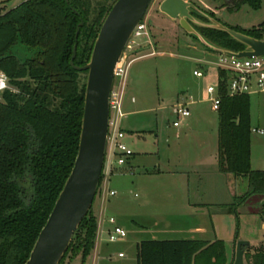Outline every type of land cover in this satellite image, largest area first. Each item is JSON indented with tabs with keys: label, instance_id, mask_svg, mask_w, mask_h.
Returning a JSON list of instances; mask_svg holds the SVG:
<instances>
[{
	"label": "trees",
	"instance_id": "trees-1",
	"mask_svg": "<svg viewBox=\"0 0 264 264\" xmlns=\"http://www.w3.org/2000/svg\"><path fill=\"white\" fill-rule=\"evenodd\" d=\"M114 1L91 4L90 0H22L10 8L0 7V70L9 84L0 91V264L25 263L71 170L85 88L79 74L87 72L70 64L73 45L76 44L74 64H85ZM243 3L258 8L261 0H231L227 7L234 10ZM205 12L213 16L212 11ZM191 13L207 20L195 9ZM80 20L83 23L75 37ZM194 26L218 46L234 51L245 47L226 30ZM227 26L264 38V21L246 29ZM17 43L29 49L30 54L22 59L16 55L12 46ZM227 78V71L219 67L217 166L220 171L246 176L245 190L235 194L229 204L237 233V207L251 197H260L258 209L264 217V168H252L250 164V94H227ZM102 178L103 166L97 188ZM91 206L59 263L68 252L78 251L84 262L91 251L97 229ZM244 256L247 264H264V241ZM203 262L226 264L222 239L146 237L136 243V264Z\"/></svg>",
	"mask_w": 264,
	"mask_h": 264
},
{
	"label": "rangeland",
	"instance_id": "rangeland-1",
	"mask_svg": "<svg viewBox=\"0 0 264 264\" xmlns=\"http://www.w3.org/2000/svg\"><path fill=\"white\" fill-rule=\"evenodd\" d=\"M21 1L0 0V7L10 8ZM97 1L90 0L91 4ZM160 1H150L142 18L145 23L142 33L133 36L132 50L126 48L124 51L126 74L122 97L124 94L127 99L133 94L136 101L130 103L127 109L132 111L120 116V125L124 129L122 140L133 153L128 155L129 159H125L124 163L118 164L117 157L107 148L103 163L105 177L97 188L91 206V209L98 211L99 217H114L116 223L126 229L127 234L108 242V250L100 262L96 258V250L91 249L86 256L87 262L86 259L82 262V252L78 251L74 254L68 252L59 264H136L137 237L133 232L135 228L130 214L152 210L154 215L166 216L164 214L169 210L178 209L176 204L181 197L189 201L200 198L232 200L233 196L224 185L229 175L233 174L219 172L215 158L218 112L211 107L209 97L212 94L206 91L207 84H216L215 75L193 74V69L205 71L204 58L210 49L190 35L179 24L178 18H171L160 11ZM191 1L200 6L213 7L216 10L213 16L233 27L246 29L264 21V0H261L258 8L243 3L234 10L227 7L231 3L229 0ZM12 51L21 59L31 52L18 43L12 46ZM218 56L219 52L216 51L214 62H217ZM86 76L87 72L79 74L80 80L86 81ZM112 88L115 91L121 88L117 78L113 81ZM179 103L186 105L190 113L181 118L178 125H174L172 121L177 118L175 107ZM109 116L114 120L109 129H116L118 109L110 108ZM251 124L252 128L264 125V108L255 103L251 105ZM250 138L253 143L252 167L264 168V134L252 130ZM157 168L175 171L173 175H176L177 182L174 187L176 186L177 194L174 191V197L172 196L171 201L168 200L174 204H168L167 198L162 195H153L150 204L143 205L142 200L147 193L166 188L163 179L167 173L159 176L148 173ZM233 179L230 188L238 192L239 188H243L246 176H237L239 182L236 180V184ZM110 189L115 192L109 193ZM259 198H254V202ZM259 201L256 202L257 205ZM107 224L109 227L112 225L109 221ZM118 251L122 255H118Z\"/></svg>",
	"mask_w": 264,
	"mask_h": 264
},
{
	"label": "water",
	"instance_id": "water-1",
	"mask_svg": "<svg viewBox=\"0 0 264 264\" xmlns=\"http://www.w3.org/2000/svg\"><path fill=\"white\" fill-rule=\"evenodd\" d=\"M150 1L115 0L98 30L90 58L85 64H74L76 44L73 45L70 64L76 69L87 70L77 152L63 187L24 264H58L74 230L92 205L106 150L109 96L114 68ZM159 9L171 18H178L179 24L189 34L217 52L237 57L264 54V38H257L225 25L216 17L201 11L191 0H161ZM193 9L207 17V20L195 17L191 13ZM82 23L83 20H80L75 37ZM194 24L226 30L244 43L245 47L234 51L218 46L204 37ZM245 246H249L247 239L235 241L232 264H245Z\"/></svg>",
	"mask_w": 264,
	"mask_h": 264
},
{
	"label": "crops",
	"instance_id": "crops-1",
	"mask_svg": "<svg viewBox=\"0 0 264 264\" xmlns=\"http://www.w3.org/2000/svg\"><path fill=\"white\" fill-rule=\"evenodd\" d=\"M198 6L203 11L204 9H206L207 11H212L213 15L216 12V10L209 5L206 6L198 5ZM215 54H216L215 51H210V50L207 51V53L205 54L204 59L206 60H205V65L203 66L205 71L203 75L206 74V76L208 75L211 76L214 73L215 82H216L218 77L219 64H218V60L217 62H214L216 61L214 57ZM206 56H208L209 58H207ZM252 96L253 98H251ZM135 101L136 98L133 94H131L130 97L127 99L124 97L123 94V97L121 98L120 110L118 112V116H119L117 119L118 127L116 129L110 130V134H109V142H108L109 144L107 148L110 151L113 148V140L116 130L120 129L124 133V129L120 125L121 124L120 116L124 115V113L132 111V109L130 110L127 109L130 103L133 104ZM253 103H255L257 106L259 105L260 107L264 108V90L250 94V116H251V105ZM259 128H264V125ZM252 144L253 143L250 139L251 167L253 161ZM215 158H217V155ZM125 159L126 160L129 159V156H127ZM256 168H263V167L258 166ZM174 172L175 171H173L170 168H167V170H161L160 168H157L148 171V173L150 174H156L155 176H159L164 173H167L168 175L164 176L165 178L163 179V182L165 183L164 186H166V188H163V190L159 192L147 193L142 200L143 205L150 204V199L151 196L153 195L154 196L162 195V197L167 198L168 204H174V202L169 203L172 200L171 198L174 197L173 194L174 193L177 194L176 186L174 187V185L177 182V178L175 177L176 175H173ZM219 172H224V171L219 170ZM237 176L239 175L236 176L229 175L228 179L225 181L224 186H226L225 188H228V190L230 191L229 193L232 196H234L235 194L242 193L246 188V182H244L242 189L239 188L238 192H235V190H232L233 188H230L232 185L231 180L233 178H234L233 179L234 184H236V182L238 181L236 179ZM103 177H105V175H103ZM206 188H208V186H206ZM111 190L114 189H110L109 193ZM254 198L256 199L257 197L253 196L247 202L237 207V210L239 212V225H238L237 233H236L235 214L229 210V204L231 203L232 200L216 201L214 198H207V200H202L200 198V200L189 201L188 199H184V198L182 199L181 197V199H179V203L176 204L178 205L177 206L178 209L169 210L166 214H164L166 216H162L159 214L154 215L152 210H144L143 212L141 211L134 212L130 214V216H131V220L133 221L132 226L135 228L133 232L136 234L137 237L135 238V246L137 241L142 239L140 238L141 236H145L144 238L146 237L147 238H188V239H203L208 241H212L214 239H222L225 244V250L227 255L226 264H232L235 255V241L237 239L243 238L249 241V246L247 247L245 246L244 253L247 250L252 251L254 247H256L257 245H259L261 242L264 241V217L260 213L258 209V205L256 203L260 199L257 201L255 200L254 202ZM92 210H93V214L96 217V222H97L96 235L92 250H96L97 253L96 258L98 259V262H100L101 258L105 256L108 250L109 241L106 239V230L109 228L107 224L108 219L104 215H102V217L100 216L101 217L100 218L97 215L98 211L95 209ZM139 218L142 220H139ZM119 252L121 251L117 252L118 255ZM243 257H244V263L247 264L245 256ZM87 259L88 258L86 257V262ZM202 264H205V262H203Z\"/></svg>",
	"mask_w": 264,
	"mask_h": 264
},
{
	"label": "built area",
	"instance_id": "built-area-1",
	"mask_svg": "<svg viewBox=\"0 0 264 264\" xmlns=\"http://www.w3.org/2000/svg\"><path fill=\"white\" fill-rule=\"evenodd\" d=\"M145 23L142 19L134 27L131 36L129 37L122 55L117 61L114 68L113 81L117 78L118 83L120 84V89L115 91L111 87L110 96H109V110L110 108L120 110L121 106V97L124 85V77L126 74V64H125V49L132 50V45L134 44L135 35H140L142 29H144ZM219 67L225 69L228 73V78L226 82V93L229 95L241 94V93H255L258 91L264 90V54L261 55H251V56H233L226 53L219 52L218 56ZM204 73L201 69H193V74L196 76H202ZM113 84V83H112ZM9 87L8 79L6 74L0 70V91L4 88ZM206 90L208 93L212 94L209 99L212 101L211 106L213 109L217 110L220 103V93H218L217 85L211 83L207 84ZM175 112L177 118L172 121L174 125L179 124V120L187 115L190 111L186 105L179 103L175 107ZM111 124H114V120L109 116L108 130L110 134L109 127ZM252 130L264 134V128L253 127ZM109 134L107 135V140L109 142ZM124 133L120 129H117L115 132L113 140V148L111 154L115 155L117 158V163L122 164L125 161V158L132 153L131 149L123 142L122 137ZM107 142V146L108 143ZM107 150V147H106ZM110 193H114V190H111ZM108 221L112 225L106 230L107 240L114 241L118 238L124 237L127 234L126 229L120 224L116 223L114 217L110 216ZM119 255H122V252H119Z\"/></svg>",
	"mask_w": 264,
	"mask_h": 264
}]
</instances>
